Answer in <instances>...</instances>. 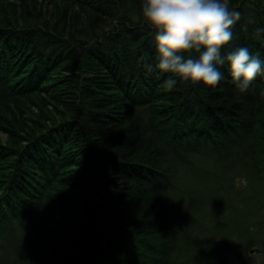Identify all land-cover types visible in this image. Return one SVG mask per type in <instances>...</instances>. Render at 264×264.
Segmentation results:
<instances>
[{
    "label": "trees",
    "instance_id": "1",
    "mask_svg": "<svg viewBox=\"0 0 264 264\" xmlns=\"http://www.w3.org/2000/svg\"><path fill=\"white\" fill-rule=\"evenodd\" d=\"M142 3L0 0V264H264V0L244 92L167 89Z\"/></svg>",
    "mask_w": 264,
    "mask_h": 264
},
{
    "label": "clouds",
    "instance_id": "2",
    "mask_svg": "<svg viewBox=\"0 0 264 264\" xmlns=\"http://www.w3.org/2000/svg\"><path fill=\"white\" fill-rule=\"evenodd\" d=\"M141 15L154 31L156 68L175 77L165 81L169 90L177 84L176 78L215 87L223 79L218 65L227 63L232 82L244 92L262 71V61L246 47L221 55V48L233 38L232 27L242 17L241 11L230 8L229 0H143Z\"/></svg>",
    "mask_w": 264,
    "mask_h": 264
},
{
    "label": "rangeland",
    "instance_id": "3",
    "mask_svg": "<svg viewBox=\"0 0 264 264\" xmlns=\"http://www.w3.org/2000/svg\"><path fill=\"white\" fill-rule=\"evenodd\" d=\"M252 254H254L253 257L256 258V255H257L258 253L254 252V253H252Z\"/></svg>",
    "mask_w": 264,
    "mask_h": 264
}]
</instances>
